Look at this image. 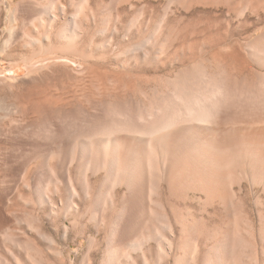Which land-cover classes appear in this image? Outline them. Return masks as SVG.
Here are the masks:
<instances>
[{
    "label": "bare ground",
    "instance_id": "6f19581e",
    "mask_svg": "<svg viewBox=\"0 0 264 264\" xmlns=\"http://www.w3.org/2000/svg\"><path fill=\"white\" fill-rule=\"evenodd\" d=\"M48 1L44 5L38 0H22L16 6L9 16L8 42L16 39L14 26L21 18L24 23H38L45 40L22 33L28 45L49 42L44 54L55 52L54 59H64L60 63L72 74L80 75L82 65L99 77L87 96L91 108L82 103L72 106L62 99L34 103L31 110L45 117L47 126L41 128L42 133L35 131L19 141V146L36 147L33 138L42 136L51 143L49 152L60 155L58 168L47 167L52 191L44 183L39 185L36 202L40 208H48L51 219L62 223L58 226L67 239L72 228H80L77 241L80 237L88 240L81 264H94L92 256L99 252L102 241L101 264H151V241L156 243L154 264L177 252L184 257L175 264H257L253 253H246L250 244L239 237L248 223L237 209L234 185L241 184V176L250 177L264 190V3L245 0L236 19L234 7L228 13L248 34L241 50L242 65L229 60L232 51L228 52V64L218 57H206L173 77L148 79L129 69L151 56L149 45L163 20L153 34L116 57L130 56L131 62L137 58L140 62L132 66L121 61L113 70L115 74L101 72L91 67L88 55L78 49L97 22L93 0ZM111 1L113 8L105 9L107 15L96 32V36H110L97 49L113 47L122 23V0ZM139 1L128 2L135 8ZM174 1L169 0L166 13ZM68 4L75 5V12L57 27L68 19ZM143 7L129 22L126 37L147 21ZM160 53L165 50L161 48ZM68 54L77 57L71 59ZM73 163L78 164L76 174L71 169ZM100 173H104L102 182L94 187L93 178ZM120 188L124 189L121 195ZM63 191L67 197L62 202ZM87 201L92 202L88 221ZM196 201L226 217L223 229L209 232L207 240L219 238V242L209 248L203 260L202 234L196 220L181 217L176 210ZM228 208L234 217L229 234ZM3 220L0 209V224ZM23 220L42 234L36 225L42 222L41 215H25ZM240 223L244 227L240 228ZM178 227L181 238L176 242ZM90 229L94 234L88 237ZM2 232L1 237L14 242L29 264H50L34 241ZM8 252L11 259L0 254V264H23L20 252ZM243 257L248 263H243Z\"/></svg>",
    "mask_w": 264,
    "mask_h": 264
},
{
    "label": "rangeland",
    "instance_id": "374dc122",
    "mask_svg": "<svg viewBox=\"0 0 264 264\" xmlns=\"http://www.w3.org/2000/svg\"><path fill=\"white\" fill-rule=\"evenodd\" d=\"M21 1L0 0V209L4 215L3 223L0 224V233L5 232L7 237L31 239L40 250L41 256L50 264H81V259L88 249V240L80 237L77 241L80 228H72L71 236L67 239L58 226L62 223L51 219L48 216V208H40L36 202L39 185L42 186L44 183L46 187L48 186V190L52 191L53 185L47 181V167L58 168L60 155L49 152L51 143L42 136L33 138V142L37 144L36 147H20L19 141L29 137L35 131L42 133L41 128L47 126L45 117L31 110L34 103L62 99L72 106L82 103L89 104L91 108L87 96L94 80L99 76L82 65L79 67L82 72L80 75L72 74L67 66L60 63L65 61L64 59H54L55 52L44 54L51 46L49 42L28 45L22 33H31L39 40L44 39L42 28L38 23L35 25L29 21L24 23V19L21 18L19 24L14 26L16 39L8 42L11 26L9 16ZM38 1L44 5L49 3L48 0ZM64 1L69 2V0ZM74 1L77 3L79 0ZM128 1L122 0V3L125 2V4L121 3L120 7L122 23L118 26L119 33L110 49H97L98 44L109 39L110 35L107 33L96 36V32L101 28L103 18L107 15L105 9L113 8L112 1H92L97 22L90 27V32L86 36L87 41L78 47L81 53L88 55L91 67L101 72L114 73L113 70L116 71L118 66L120 67L121 61L134 66L142 59L137 58L131 62L130 56H121L117 60L116 57L153 34L156 25L162 20V27L149 45L151 56L141 61L144 63H136L134 67H131L129 70H132V74L148 79L173 77L179 70L194 66L206 57H218L228 64V52L232 51L234 55H231L229 60L240 65L245 61V58L241 56V50L247 43L248 34L236 20L234 21L237 13L242 11L245 0H235L232 7L228 6L230 0H175L167 13L169 0H147L144 3L137 0L139 3L135 8ZM254 1L264 3V0ZM68 6L67 21L58 23L57 27L66 24L74 14L75 5L68 4ZM141 6H144L147 24L144 22L141 25L142 28H136L130 37H126L128 24L137 15ZM233 7L235 9H232V12L235 15L234 19H231L228 13ZM94 37L95 40L90 43V39ZM53 42L58 48H62L54 38ZM161 48L165 50V53H160ZM67 57L74 59L77 56L68 54ZM96 95L98 97V94ZM70 108L73 109V107ZM77 165V163L71 165L74 174H76ZM103 177L104 173H100L97 178H93L94 187L99 186ZM234 188L237 194L235 198L237 209L248 223L246 227L241 223L238 224L240 228H246V232H242L239 237L251 246L246 253H253L259 264H264V237L261 236V232H264L263 187L253 184L250 177L242 178L241 176V184L234 185ZM123 192L124 189L120 188V195ZM66 197L67 193L63 191L61 201H65ZM91 206V201L84 204V210L87 213L86 221H88ZM176 210L181 217L190 216L191 219L196 220L202 234L200 243L201 260H203L209 248L219 242V238L210 241L207 239L209 232L224 228L225 214L221 213L222 211H213L199 201L192 205L183 204ZM25 215L42 216V222L36 224L42 230V234L36 232L28 222L23 220ZM233 220L234 217L228 208V234L233 226H231ZM93 234V229L87 232L88 237ZM1 236L3 235L0 234V254L11 259L8 251L20 252L23 264H29L24 253L15 248L16 244ZM180 238L181 228L178 227L176 242ZM51 240L56 243H52ZM253 241L256 243L255 253L252 248ZM101 244L99 252L92 256L94 264L102 262L105 244L103 241ZM156 254V243L151 241L148 252L151 264H154ZM183 257V253L177 252L170 258H165L161 264H175L176 259ZM243 263H248V259L243 257ZM12 264L16 263L12 262Z\"/></svg>",
    "mask_w": 264,
    "mask_h": 264
},
{
    "label": "clouds",
    "instance_id": "9594fccd",
    "mask_svg": "<svg viewBox=\"0 0 264 264\" xmlns=\"http://www.w3.org/2000/svg\"><path fill=\"white\" fill-rule=\"evenodd\" d=\"M253 14H255V13H253ZM170 131H171V129H170ZM252 248H253V252L255 253V251H256V243H255V241L252 242ZM257 264H259V261H257Z\"/></svg>",
    "mask_w": 264,
    "mask_h": 264
}]
</instances>
